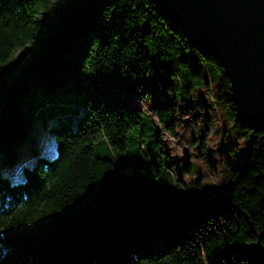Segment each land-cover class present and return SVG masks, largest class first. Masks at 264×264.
Instances as JSON below:
<instances>
[{
    "label": "trees",
    "instance_id": "trees-1",
    "mask_svg": "<svg viewBox=\"0 0 264 264\" xmlns=\"http://www.w3.org/2000/svg\"><path fill=\"white\" fill-rule=\"evenodd\" d=\"M25 46L33 64L13 82L1 64ZM149 76L188 96L217 84L216 102L251 140L221 190L182 185L147 151V132L159 151L162 129L177 137L179 111L176 100L154 105L155 120L122 103L128 87L152 99ZM34 77L50 95L83 88L33 115L0 111V264H264V130L240 123L219 61L155 0H0V89L16 100ZM147 167L156 180L136 184Z\"/></svg>",
    "mask_w": 264,
    "mask_h": 264
},
{
    "label": "rangeland",
    "instance_id": "rangeland-1",
    "mask_svg": "<svg viewBox=\"0 0 264 264\" xmlns=\"http://www.w3.org/2000/svg\"><path fill=\"white\" fill-rule=\"evenodd\" d=\"M33 51V46H25L16 50L1 64L3 73L11 81L15 82L20 74L32 66ZM147 82L153 90L152 99L141 97L136 87H128L124 93L122 103L126 104L130 109L141 108L147 111L155 120H157V115L152 109L154 105L172 104L176 100L179 108L177 114V137L166 133L162 129L164 148L161 151L158 150L159 147H152V144H149L152 137H150L151 132H147L144 144L147 151L152 154L151 157H155L157 163H160L164 168H173L172 172L169 171L167 173V176H180L189 187H192L191 183L199 178L204 181L205 194L221 190L230 182V166L237 168L246 165L245 156L250 151L251 140H244L239 126L231 118L228 109L216 102L218 97L217 84L213 83L211 92L199 88L191 93L201 99L202 96L206 97L203 99V103L208 108L205 109L198 106V103L195 102L188 104L190 97L188 98V94H184L182 87L177 84H174L173 90L170 91L168 88L162 89L150 76L147 77ZM80 88L83 87L79 85L50 95L44 90L39 79L34 77L30 79L22 90L18 91L16 100H13L9 92L0 89V111H13L18 116L33 115L37 113V110L41 109L42 104L50 100H78ZM205 113H207V116H205ZM53 116H55L53 120L59 118L57 117L58 115L50 113V119ZM79 117V114H75L72 115V119L70 117L67 118L70 127L74 128L77 126ZM209 124H212V128L207 130L210 127ZM135 133L133 130L129 134V141L133 145H135V139L136 141L138 140V135ZM202 140L206 142L207 146L204 152L201 150L200 143ZM4 151L5 142L2 140L0 142V163L3 160ZM101 151L106 153L104 148H101ZM111 154L115 159V155ZM141 158L143 161V157ZM147 170L148 172H143L142 176H137L134 179L136 184L145 185L151 182L152 179L156 180V176L150 174L148 167ZM158 180L159 185L164 190L169 194H174L175 191L170 180L165 181L163 185L160 177H158ZM181 189L182 187H180L178 192ZM194 189L197 188L195 187Z\"/></svg>",
    "mask_w": 264,
    "mask_h": 264
},
{
    "label": "water",
    "instance_id": "water-1",
    "mask_svg": "<svg viewBox=\"0 0 264 264\" xmlns=\"http://www.w3.org/2000/svg\"><path fill=\"white\" fill-rule=\"evenodd\" d=\"M194 47L230 81L240 123L264 130V0H155Z\"/></svg>",
    "mask_w": 264,
    "mask_h": 264
},
{
    "label": "crops",
    "instance_id": "crops-1",
    "mask_svg": "<svg viewBox=\"0 0 264 264\" xmlns=\"http://www.w3.org/2000/svg\"><path fill=\"white\" fill-rule=\"evenodd\" d=\"M190 97V98H189ZM188 98H189V101H188V104L189 103H192V102H195V103H198V106H200V107H203V108H205V109H207L208 108V106H206V104L205 103H203V99H205L206 97L205 96H202V99L199 97V96H196V95H194V94H190L189 96H188ZM214 105H215V102H214ZM188 107V106H187ZM71 108V111L72 112H74L75 110H77V107L75 106V107H69L68 106V109H70ZM187 109V108H186ZM206 115L205 116H207V113H205ZM144 163V162H143ZM145 164V163H144ZM149 167H150V165H148ZM160 166V165H159ZM193 168H195V167H193ZM172 169L173 168H171V172H172ZM190 169V168H189ZM167 171V170H166ZM168 176H170V175H168ZM171 178L172 179H174V180H180V181H182V185H183V183H184V186H186L187 184L185 183V181L179 176V177H174V176H171ZM230 178H231V172H230ZM198 179V178H197ZM196 179V180H197ZM196 180L195 181H193L191 184L193 185L195 182H196ZM180 183V182H179ZM203 184H204V181H203ZM203 188V190H204V194H205V189H204V186L202 187ZM188 190H189V188H187V189H185V190H183L184 192H188ZM195 194V193H194Z\"/></svg>",
    "mask_w": 264,
    "mask_h": 264
}]
</instances>
